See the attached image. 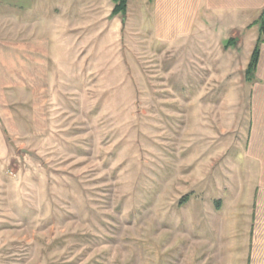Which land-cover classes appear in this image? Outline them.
Segmentation results:
<instances>
[{
    "label": "rangeland",
    "instance_id": "1",
    "mask_svg": "<svg viewBox=\"0 0 264 264\" xmlns=\"http://www.w3.org/2000/svg\"><path fill=\"white\" fill-rule=\"evenodd\" d=\"M74 16L60 66L0 100V264H237L240 149L202 131L204 95L242 91L241 73L177 66L137 15ZM191 39L180 55L203 53Z\"/></svg>",
    "mask_w": 264,
    "mask_h": 264
},
{
    "label": "crops",
    "instance_id": "2",
    "mask_svg": "<svg viewBox=\"0 0 264 264\" xmlns=\"http://www.w3.org/2000/svg\"><path fill=\"white\" fill-rule=\"evenodd\" d=\"M104 1L0 0V100L3 93L17 92L18 86L38 83L43 72L50 73V59L53 67L60 66L54 48L62 45L69 27V31H77L78 24L66 25V19H75L74 15L81 12L91 14L90 19L105 13L127 19L134 14L144 25L150 20L161 45L173 48L170 50L177 57V66L186 62L188 67L211 69V76L207 72L209 81L211 77L227 81L238 71L242 91L204 95L217 102L206 104L204 112L209 116L203 118L202 137L209 147L240 149L237 159L241 164L235 161L234 173L241 190L235 191L233 205L227 206H231L230 211L248 215L242 219L244 231L239 225L241 238L235 239V248L230 249L239 256L237 264H264V27L260 33L264 0H126L125 11L117 14H112L114 0H110L109 13L100 9ZM208 22L223 26L224 32L210 31ZM193 37L200 38L203 53L193 55L190 49L187 57L180 55L178 52L187 50ZM256 44L257 65L247 80L244 71ZM228 218L226 213L225 227L237 226Z\"/></svg>",
    "mask_w": 264,
    "mask_h": 264
},
{
    "label": "trees",
    "instance_id": "3",
    "mask_svg": "<svg viewBox=\"0 0 264 264\" xmlns=\"http://www.w3.org/2000/svg\"><path fill=\"white\" fill-rule=\"evenodd\" d=\"M114 2H115V5L112 9V14H117L119 12L125 11L126 0H114ZM263 27H264V11L261 16L260 33L263 32ZM258 55H259V47H258V44H256L252 49L250 59L244 71V74L247 80H250L255 72Z\"/></svg>",
    "mask_w": 264,
    "mask_h": 264
}]
</instances>
